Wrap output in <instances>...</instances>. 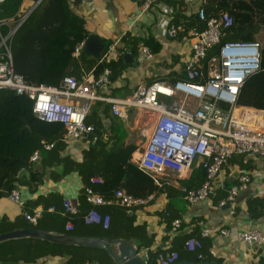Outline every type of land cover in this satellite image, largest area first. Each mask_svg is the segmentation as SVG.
<instances>
[{"label":"built area","instance_id":"obj_1","mask_svg":"<svg viewBox=\"0 0 264 264\" xmlns=\"http://www.w3.org/2000/svg\"><path fill=\"white\" fill-rule=\"evenodd\" d=\"M197 16L206 22L203 30L191 28L179 35L183 31L180 26L168 28L171 37L189 45L190 56L185 62V77L173 82L138 81L130 94L122 98L98 94L101 86L110 83L112 70L109 67H105L98 75L93 71L78 78L64 75L53 84L27 83L23 75L15 71L10 50V40L23 17L12 23L6 34L1 32V26L11 23L0 19V90L12 91L28 99L31 112L39 121L59 124L63 129L60 142L74 152L86 151L109 136L102 126L86 122L93 101L105 102L109 114L125 122L131 120L133 111L137 115L146 113L151 127L145 132V143L138 152L135 164L158 187H163L169 177L182 178L194 165L200 166L204 170L205 180L196 188H182L185 201L194 204L215 195L218 176L234 154L258 155L264 159V109L238 102L243 82L260 69L261 44L257 40L226 41L220 44L222 37L234 24L229 12L206 17L201 7ZM83 43L75 47L73 56L81 53ZM216 46V54L208 57L209 50ZM139 49L145 60L153 58L148 46L141 45ZM132 52L131 48L110 43L100 60L108 61L131 55ZM40 144L46 150L54 146L52 141L41 140ZM38 155L39 151L35 149L30 161H36ZM237 180V184L231 186L226 196L219 200V205L234 202L251 177L246 171L239 172ZM89 182L100 185L103 179L93 176ZM82 187L86 201L92 206L83 215L84 223L98 224L103 228L109 227L110 216L101 214L96 206L113 205L131 209L145 206L153 198V194L137 197L123 188L115 189L110 197H105L91 185ZM5 193L10 201L24 206L25 201L17 188ZM62 206V216L78 213L77 206L68 199L63 201ZM49 210L56 211V208L51 206ZM41 213L42 208L36 207L25 211L23 217L35 223ZM181 224L178 218L171 221V237L178 233ZM65 228L67 231L72 230L70 219ZM219 234L229 236L231 231L222 229ZM210 235L209 229H201L199 235L185 241L187 250L197 253L199 259L203 258L200 253L202 239ZM237 240L259 247L264 243V235L258 229H247L238 234ZM147 252L145 248L139 255L147 256ZM154 260L155 264H173L178 260V254L166 245L156 252Z\"/></svg>","mask_w":264,"mask_h":264},{"label":"crops","instance_id":"obj_2","mask_svg":"<svg viewBox=\"0 0 264 264\" xmlns=\"http://www.w3.org/2000/svg\"><path fill=\"white\" fill-rule=\"evenodd\" d=\"M203 1L182 0V7L179 10L175 0H68L71 10L84 20V29L87 35L89 33L97 34L103 39L104 45L105 43H115L117 47L131 48L133 51L131 55L112 59L117 63L116 70H112L110 83L101 86L98 89V94L122 98L130 94L138 81L146 83L157 80L173 82L177 78H184L185 62L190 56L189 45L171 37L168 28L176 25L173 23V19L182 22L185 18L195 15L198 9L202 7ZM40 2L41 0H20L17 15L23 17ZM146 2H148L147 6H144ZM7 21L11 23L8 25L9 28L15 19L9 17ZM149 36H153L161 44V49L153 54L151 60H145L139 47L144 45L145 39ZM103 50L102 53H104ZM72 54L73 51L49 48L45 65L48 64L49 67L55 69L44 72V65L41 68L42 81H49L48 83L54 81L53 83H55L58 78L64 75L78 78L93 71L98 62L102 61L90 59L83 53L86 60L80 54L77 56ZM90 65L91 68L89 69ZM93 102H97L96 106H98L96 107L98 109L96 122L93 124L102 126L109 136L111 135L109 128L113 123L116 121L123 123L128 134L127 138L137 145V149L131 156V162L135 164L138 152L142 149L146 139L144 133V137L139 138L135 131L141 124V115H137L133 111L131 120L125 122L122 119L112 117L109 114L108 104L105 102L99 100ZM26 112L30 116L28 119L30 125L24 119V125L27 128L23 130L24 140L20 144L11 145L14 139L10 138L12 141L9 142L10 146L6 148L13 150V146H15L18 154L24 158L27 156L26 160H23L22 166L16 169L14 177V188L19 190L25 204L19 206L13 203L8 199L6 193H2V189L0 192L2 193L0 195V218L14 224L15 228L13 229L25 228L24 226L29 222L24 219L23 213L41 207L42 213L39 217H42L41 222L49 228L54 227L66 232L65 224L68 219L66 218L64 222L52 221L50 215L55 211H51L49 208L51 206L56 207L55 204L62 208V203L66 199L76 205L83 186L81 177L77 171L63 174V165L56 163L55 156L42 160V156L38 155L36 161H30L32 152L35 149L39 151V147L26 153V148L22 147H25L27 140H30L33 145L37 135H40V141H52L55 144L60 141L63 129L61 126L49 125L39 121L30 111L22 112V119ZM90 115L91 112L87 118ZM104 140L106 139L104 138ZM17 142L15 141V143ZM83 154L84 151L77 150L74 152L70 147L64 145L58 151V157H69L77 162L83 160ZM193 167L197 166L194 165ZM192 170L182 178L169 177L164 184V189L153 195V198L145 206L131 209L119 208L121 212L127 211L134 226L145 225L147 232L153 236V240L147 246H142L138 240L129 238L134 240L135 245L139 247V253L145 248L148 249L146 264H155L156 252L166 245H169L173 250V241H179L183 235L197 236L203 228L211 231L209 237L203 238V247L221 264H264V243L257 247L255 245L249 246L237 240L238 234L247 229H258L264 235V159L258 155L234 154L223 166L218 176V187L215 195L189 204L183 198L182 188L185 187L183 181L190 178ZM245 171L251 177L247 187L237 194L234 202L219 205V200L226 196L228 189L237 184L238 173ZM51 194L57 195L56 199H52L54 200L53 203L51 202L54 205L47 200H41L46 199ZM97 207L99 206L95 208L97 209ZM168 210L170 214L165 216L169 215L173 219L178 218L182 222L180 230L174 237L170 235V221H166L165 217L162 216ZM101 214H108L111 221L112 212ZM70 221H72L71 218ZM101 228L106 230L109 227ZM222 229H230L231 234L229 236L219 234ZM54 233L58 232L54 231ZM15 240L19 241L13 245V249H18V246L27 247L26 244L28 243L22 241L25 239ZM0 251L13 252L12 248L9 247H0ZM29 252L25 253L21 259L20 254L15 252L14 258L19 259L17 260L19 263L37 257L34 264H67L68 256L45 255L39 257V251H35L32 255ZM86 263L88 262L84 264ZM113 264L115 263L113 262Z\"/></svg>","mask_w":264,"mask_h":264},{"label":"trees","instance_id":"obj_3","mask_svg":"<svg viewBox=\"0 0 264 264\" xmlns=\"http://www.w3.org/2000/svg\"><path fill=\"white\" fill-rule=\"evenodd\" d=\"M179 10L182 7V0H175ZM20 0H4L0 3V19L8 20L9 17H14L15 22L18 21L21 15H17V9ZM202 7L205 11V16L210 17L218 15L221 12H229L234 18V24L227 30L226 34L220 40V44L226 41H253L255 35L264 27V0H204ZM175 26H181L183 31L179 35L185 33L188 29L194 28L203 30L206 27V22L200 20L197 16L192 15L179 22L173 19ZM9 30L8 25L1 26V31L6 33ZM87 37L84 29V20L75 14L69 7L68 0H41V2L32 10L25 18L18 29L13 34L10 40V50L14 69L17 73L23 75L24 79L29 84L48 83L42 81V67L47 60V52L49 48H57L72 52L75 47L83 42ZM107 43L103 47V52L107 48ZM144 45L148 46L151 52L157 53L161 49V44L155 40L153 36L145 39ZM218 47H213L208 52V57L216 54ZM80 56L86 60L85 56L80 53ZM105 67L115 71L117 63L113 60H102L94 67L93 72L98 75ZM91 68V65L89 69ZM55 68L49 67L48 64L44 67V72L53 71ZM183 79V78H177ZM175 79V80H177ZM174 80V81H175ZM12 101L24 102L27 110L31 112V103L28 99L14 94L12 91L0 90V130H6L4 126L7 109ZM238 102L240 104L254 106L264 109V44L261 45V65L260 69L254 74L248 76L240 88ZM25 120L22 119V125L19 131L26 130L24 125ZM44 123V122H43ZM49 124V123H45ZM58 125L59 124H49ZM111 135L106 140H101L94 147L84 151L83 160L81 162L74 161L69 157H58V151L63 147L60 141H57L51 150H45L39 143L41 136L37 135L32 148L28 153L36 147H39V155L42 160L47 157H56V163L63 165V174L71 171H77L81 177L83 186H93V188L104 195L110 197L115 189L123 188L128 193L137 197H146L149 194L156 195L163 187H158L153 184L151 178L142 172L137 165L131 162L132 153L137 149V145L127 138L128 134L125 126L121 121H116L109 128ZM8 133L0 131V188L2 193L9 191L15 187V171L22 166V157L16 151L17 147L13 146V150H7L10 146L11 139ZM9 139V140H8ZM11 143V145H13ZM10 149V148H9ZM93 176H99L103 179L100 185H93L89 179ZM205 180L204 170L200 167H193L189 179L184 180L186 188H196ZM0 193V195H2ZM57 195L51 194L46 199L53 203ZM52 202V203H51ZM54 205V204H52ZM56 211L50 215L52 221H65L70 219L73 228L70 231L57 230L54 227L49 228L41 222V218L35 223H28L25 228H40L48 229L58 233H70L76 235H89L107 238H132L138 240L141 245L147 246L153 240V236L149 234L145 225H133L131 216L127 211L121 212L120 207L102 205L97 207L101 213L112 212V218L108 229L103 230L98 224H85L83 215L92 207L85 199L84 188L80 190L78 197V213L75 215L62 216L63 207L55 204ZM47 208V205H45ZM121 209V208H120ZM169 210L162 214L166 221L173 220ZM175 219V218H174ZM15 228L4 218H0V233L9 231ZM192 234L183 235L182 238L173 241V250L178 254V260H190L198 262L201 260H216L203 247L201 250L202 257L199 259L197 253L187 250L185 241L192 237ZM19 241V240H18ZM17 240H9L0 243V247L12 248L13 252L5 253L0 251V264H34L37 257L31 260H23L19 263L15 259V252L20 254V259L25 253L34 254L35 251L40 252V256H68L67 264H113L110 256L101 249L75 247L61 244H54L48 241L25 239L27 247L18 246V249H13V245ZM203 241V239H202ZM204 246V245H203ZM218 261V260H217ZM220 262V261H219Z\"/></svg>","mask_w":264,"mask_h":264},{"label":"water","instance_id":"obj_4","mask_svg":"<svg viewBox=\"0 0 264 264\" xmlns=\"http://www.w3.org/2000/svg\"><path fill=\"white\" fill-rule=\"evenodd\" d=\"M38 3V2H37ZM34 8V7H33ZM31 8L24 16L23 21L33 10ZM22 21V22H23ZM21 25V24H20ZM18 25L17 28L20 26ZM15 30V31H16ZM104 47L103 39L94 33H89L84 40L82 53L90 59L100 60ZM75 205V204H74ZM15 239H38L55 244L96 248L105 251L115 264H146L147 256L139 255V247L134 240L128 238H107L99 236L76 235L70 233H54L51 230L40 228L12 229L0 233V243ZM173 264H221L217 260H201L198 262L190 260H177Z\"/></svg>","mask_w":264,"mask_h":264},{"label":"rangeland","instance_id":"obj_5","mask_svg":"<svg viewBox=\"0 0 264 264\" xmlns=\"http://www.w3.org/2000/svg\"><path fill=\"white\" fill-rule=\"evenodd\" d=\"M229 12H231V11H229ZM255 38L261 45L264 44V27L260 29V32L258 34H256ZM50 82L53 83L54 81H50ZM96 105H97V102L91 103V107H90L91 115L86 119V122H91V123L96 122V113L98 111V109L96 108L98 106H96ZM24 110H27L24 102L12 101V103H10L8 106V109H7L8 114H7L5 123H4V126L7 128H6V130H4V129L0 130L2 132H5V133H8V131H10L11 134H9V137L14 139V144H18V143L20 144L25 138L23 128H22V131H19V129L22 125V117L21 116H22V112ZM139 114L142 117V121H141L139 128H137L135 131L137 132L138 137L141 138V136H143V133L145 134L144 131L148 130V128L150 129L151 122L148 120V116L146 113L141 112ZM29 117L30 116H29L28 112H26L25 117H24L26 122L28 121ZM27 123H29V125H30L29 121ZM53 132H55V130H53ZM15 137H17V138H15ZM17 139H19V140H17ZM15 141H18V142L15 143ZM25 143H26L25 147H22V148H26L25 152L27 153L32 148V143L30 140H27Z\"/></svg>","mask_w":264,"mask_h":264}]
</instances>
